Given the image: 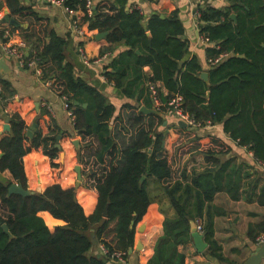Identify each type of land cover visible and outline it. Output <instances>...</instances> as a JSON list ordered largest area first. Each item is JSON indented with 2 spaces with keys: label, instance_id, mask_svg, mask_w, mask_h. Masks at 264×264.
<instances>
[{
  "label": "trees",
  "instance_id": "1",
  "mask_svg": "<svg viewBox=\"0 0 264 264\" xmlns=\"http://www.w3.org/2000/svg\"><path fill=\"white\" fill-rule=\"evenodd\" d=\"M0 1L11 18L27 24V28L9 26L29 47L26 62L36 61L41 79L51 82L49 88L65 98L72 110L73 127L82 143L76 159L83 166L79 185L76 180L71 186H61L62 147H55L59 130L36 131L29 139L24 118L18 113L11 115L10 131L0 139V264H110L107 255L93 252L99 245L127 258L128 250L135 246L136 226L155 202L149 190L151 182L156 184L154 191H160L156 203L165 217L162 234L146 264H185V255L178 248L192 241L191 221L201 223L208 245L205 254L225 262L213 239L211 203L218 194L238 201L247 179L255 181L250 185L251 194L264 207V182L257 192L255 168L237 163L234 157L219 159L231 152L222 139L197 137L188 126L177 124L170 125L179 136L172 144L176 152L165 154L163 129L170 127H163L160 117L142 113L135 119L142 127L122 148L110 129L113 107L75 76L73 65L66 61V41L32 8L21 6L18 0ZM63 1L68 9L83 12L81 25L108 33L110 46L102 48L101 55L113 45L126 47L113 59L105 77L127 98L138 102L143 97V103L151 108L149 85L162 101L179 95L184 113L198 125L196 128L221 125L225 135L264 165V0H228L230 6L221 10L210 6L199 9V33L209 43L206 69L197 57L187 58L189 44L177 11L164 13L163 19L154 13L145 21L128 0H102L92 16L85 11V0ZM232 14L235 20L230 18ZM144 67H149V76ZM203 72L208 74V84L200 78ZM1 83L12 96L9 84ZM166 108L163 105L159 111L166 113ZM194 150L204 155L207 167L187 177L180 170V160ZM32 152H41L49 159L53 183L48 185L43 174L41 184L47 185L41 192L27 197L9 195L8 188L15 183L29 189L24 160ZM5 171L12 175V181L3 177ZM2 225L8 227L12 239ZM261 233L264 235V220L248 231L254 243Z\"/></svg>",
  "mask_w": 264,
  "mask_h": 264
},
{
  "label": "crops",
  "instance_id": "2",
  "mask_svg": "<svg viewBox=\"0 0 264 264\" xmlns=\"http://www.w3.org/2000/svg\"><path fill=\"white\" fill-rule=\"evenodd\" d=\"M18 1L21 6L32 8L39 16L48 20L49 28L66 41L64 50L66 61L73 65L75 76L95 88L105 97L107 103L113 107L115 114L110 124V129H112L117 141V136L122 137L125 135V137H132L133 135L134 137L142 127L140 122L135 123V119L140 114L139 109L142 106L149 107L143 103V97L139 98L138 102L136 98H127L121 90L115 88L114 84L109 82L105 77V73L109 71L108 67L113 59L124 52L126 47L123 44L113 45L111 51L101 55V49L110 45L107 43L106 38L96 40L95 36L99 32L97 30L90 31L87 26L88 24L82 26L85 36L81 40L80 37L71 31L69 18L61 8L54 7L41 0ZM100 1L102 0H92L93 9ZM1 3L0 1V5H2ZM128 5L138 9L144 15L145 21L154 13H160L164 17V13L168 15L173 11H177L178 18L184 27V39L189 44L187 58L195 56L201 66L204 69L207 68L205 48L209 46V43L203 41L205 39L200 35L197 22L193 19L192 12L195 10L194 5H191L187 0H128ZM205 6L221 10L229 7L230 2L228 0H216L198 7L204 8ZM6 13L9 15L7 8L0 7V28L9 30L10 36L8 42L13 45L24 42L19 34L9 28V25L1 23ZM75 14L80 19L83 17L81 10H75ZM79 44L82 45L89 60L99 59V63L90 66L85 65L77 52ZM29 51L25 50V55ZM2 59L5 62L6 73L0 74V139L9 133V118L14 113H18L24 118L29 127L27 130L35 125L32 137L29 139L33 138L36 131L48 133L50 130H59L60 134L58 136H60V140L65 139L62 143H59L64 153L63 160L60 158L63 164V171L61 172L59 183L63 187L71 186L77 180L75 167L80 165L76 159V152L82 147L81 138L73 127V118L69 117L67 111L64 109L62 98L45 85L41 76L39 77L36 74L35 69H24L18 65L15 59L5 56L0 43V60ZM143 71L147 76L151 73L149 67H144ZM2 81L9 84L10 90L13 92L12 96L3 87ZM151 104V108H154L153 103ZM162 114L167 120L166 126L170 127L167 130L162 128L165 135L163 147L165 154L172 155L176 152L172 144L178 140L179 136L170 125L177 124V122L168 108H166V113ZM44 127L48 128L47 132L43 130ZM188 127L196 133L197 137H217L230 146L231 152L227 156H218L219 159L234 157L239 164L253 166L259 179L257 183V192H259L264 182V165L256 163L250 152L245 148L239 147L225 135L221 125L207 124L202 128ZM68 136L70 137L69 140L67 139ZM75 141L78 142L77 146L73 144ZM190 141L194 142L195 140L191 138ZM40 164H42V167ZM24 167L30 190L37 192L39 188V192H41L47 184L53 183L49 159L41 152L28 154L24 160ZM206 167L207 163L204 155L196 150L186 152L181 157L180 170L187 177L203 171ZM32 172L35 173L33 174ZM43 174L48 179V183L44 186H42L40 180V176ZM3 177L10 181L13 180L12 175L8 171L3 173ZM254 182V180L245 179L243 194L238 201L230 200L225 194H218L211 203L213 239L221 247V254L226 261L219 262L215 258L206 255L205 251L207 248L201 253L198 252L191 241L178 248L185 255V264H244L254 253L258 245L251 241L248 231L251 226L259 224L264 220V207L259 206L256 203V196L251 194L250 185ZM248 198L250 199L249 202L247 201ZM168 214L172 215V212L169 211ZM164 217L160 212L159 204L156 202L151 203L142 221L138 224L137 229H135V245L137 246V242H139V249L133 250L124 261L110 260V264H146L153 254V246L156 239L162 234ZM260 235L264 236L263 233ZM96 251L97 249L93 252ZM261 264H264V260Z\"/></svg>",
  "mask_w": 264,
  "mask_h": 264
},
{
  "label": "built area",
  "instance_id": "3",
  "mask_svg": "<svg viewBox=\"0 0 264 264\" xmlns=\"http://www.w3.org/2000/svg\"><path fill=\"white\" fill-rule=\"evenodd\" d=\"M41 1H43L49 5H52L54 7L61 8L65 12L67 17L69 18L70 25H71V31L76 36L80 37L81 40L84 39L85 33L83 31V28H82L83 25H81V23H80V20H81L80 17L76 16L74 10H71V9H68L67 7H65L63 0H41ZM187 1L191 5L195 6V10H193L192 16H193V19H195V21L197 22V20L200 17V13H199L200 5H204L206 3H210V2H213L216 0H187ZM93 10L94 9H93L92 0H85V11H86L87 15L92 16ZM9 36H10V32L8 29L0 28V43L2 45V50H3L4 55L7 57H11V58L15 59L18 62V65L22 68L25 65H27L28 68H34L36 74L39 75V77L42 76V72L40 71L39 68H37L36 61L26 62V60H25V57H24L25 50L29 51L27 45L24 42H20L16 45H13V44L8 42ZM203 41L205 42L207 40L205 39ZM81 44H79L77 46V52L79 53V56L83 60V63L87 66L99 63V61H100L99 59L89 60L87 58L86 53H85L84 49L82 48ZM217 61L218 60H215L212 63L215 64V63H217ZM44 83L48 87H50V85H51V82H49V81H46ZM149 92H150V97H151L152 103L154 105V108L159 110L160 107H162L163 105H166V107L169 110H171V113H172L173 117L175 118L174 120L176 122L182 121L187 126H190V127H197L198 126L194 123V121L192 119L189 118V116L187 114L184 113L183 108H182V104H183L182 98L179 95H174L168 101H165V103H163V101L159 98L156 89L152 85H149ZM62 103H63V107L67 111L69 117L73 118L72 110L69 109V106H68L65 98H62ZM15 185H18V184L15 183ZM195 223H197V231L199 233H202L201 223L199 221H195ZM256 243H257V245L264 244V236L258 237L256 239ZM97 251L103 255H107L110 258V260H116V261H124L125 260V256L123 253H119V252L109 253V251L101 245L98 246Z\"/></svg>",
  "mask_w": 264,
  "mask_h": 264
},
{
  "label": "water",
  "instance_id": "4",
  "mask_svg": "<svg viewBox=\"0 0 264 264\" xmlns=\"http://www.w3.org/2000/svg\"><path fill=\"white\" fill-rule=\"evenodd\" d=\"M161 18L163 19L164 17L161 16ZM230 18L232 20H235V15H231ZM1 23L9 25V26L14 27V28H27L26 24H20L19 22H17L13 18H11L8 15V13L5 14L4 18L1 20ZM107 35H108L107 32L106 33H99V34H97L95 36V39L96 40L105 39L107 37ZM136 54H139V52L136 51ZM5 68H6L5 67V62L2 59V60H0V74L1 73H6ZM200 78L206 84H208V74L207 73H205V72L201 73ZM163 103H165V100H163ZM74 105L77 106L78 104L74 103ZM139 112L144 114V115H146V116L154 115V116L160 117L161 119L164 120L163 127L166 126V124H167V120L164 118V115L156 108H150L149 109V108H146V107L142 106L139 109ZM177 125L180 126V127H183V128L187 127V125L184 122H182V121H178ZM6 128H8V126H6ZM34 129H35V125H33L29 130L26 131V136L28 138L32 137ZM59 141H60V136H57V139H56L57 144L55 145V147L57 149L61 148L60 145H59ZM73 144L75 146H77L78 142L75 141ZM60 158H61V160H63V158H64V153L63 152L60 153ZM75 173H76V176H77L76 184L79 185L83 181V178H82V175H81V168L79 166L75 167ZM143 180H144V177L141 179V181H143ZM39 191H40V189L38 188L37 192L39 193ZM34 193L35 192L32 191V190H29V189L25 190L21 186L15 185V184H12L8 188V194L9 195L17 194V195H21L23 197H27V196H30V195H32ZM103 218L104 219L107 218V209H105V211L103 213ZM131 227H133V224L131 225ZM2 229H3L4 233L8 235L9 239L13 238V236L9 232L8 227L6 225H2ZM190 233H191V238H192V242H193V245H194L195 249L198 252H200V253L203 252L207 248V245L204 242V235L197 231V224L194 221L190 222ZM92 243H93V246H97V242L95 240H93ZM139 247H140L139 242H137V246L135 245L133 248H130L128 250V254H131L133 252V250H138ZM263 260H264V244H261V245H258L256 247L254 253L247 259V261L244 264H261Z\"/></svg>",
  "mask_w": 264,
  "mask_h": 264
},
{
  "label": "rangeland",
  "instance_id": "5",
  "mask_svg": "<svg viewBox=\"0 0 264 264\" xmlns=\"http://www.w3.org/2000/svg\"><path fill=\"white\" fill-rule=\"evenodd\" d=\"M132 137H133V135H132ZM132 137H125V135H123L122 137L121 136H117V138H118V142H119V144H120V146L123 148V147H126L127 145H129L130 144V142H131V140H132ZM77 166H79L80 167V165H77ZM82 166V165H81ZM81 168H83V166L81 167ZM85 170H86V168H84V175H86V173H85ZM35 171V170H34ZM33 173V172H32ZM35 173V172H34ZM33 173V174H34ZM76 174V173H75ZM35 176V175H34ZM156 188V184H154V183H152L151 182V184L149 185V190H150V192H152V193H150L151 194V197H152V199H154V201L156 202H158V200L160 199L159 197H157V196H159V194H160V191L157 189L156 191H154V189ZM153 203V202H152ZM159 203V202H158ZM140 224V223H139ZM137 227H138V225L136 226V229H137Z\"/></svg>",
  "mask_w": 264,
  "mask_h": 264
}]
</instances>
